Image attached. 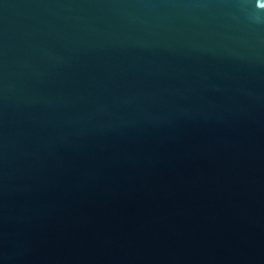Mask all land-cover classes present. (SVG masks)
Listing matches in <instances>:
<instances>
[{"label":"water","instance_id":"obj_1","mask_svg":"<svg viewBox=\"0 0 264 264\" xmlns=\"http://www.w3.org/2000/svg\"><path fill=\"white\" fill-rule=\"evenodd\" d=\"M0 264H264V0H0Z\"/></svg>","mask_w":264,"mask_h":264}]
</instances>
